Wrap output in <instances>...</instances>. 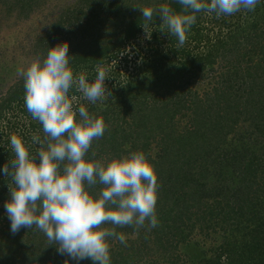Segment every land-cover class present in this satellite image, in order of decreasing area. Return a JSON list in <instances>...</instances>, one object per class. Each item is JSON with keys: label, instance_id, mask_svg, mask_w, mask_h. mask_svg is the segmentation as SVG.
Wrapping results in <instances>:
<instances>
[{"label": "trees", "instance_id": "1", "mask_svg": "<svg viewBox=\"0 0 264 264\" xmlns=\"http://www.w3.org/2000/svg\"><path fill=\"white\" fill-rule=\"evenodd\" d=\"M36 1L10 0L6 7L29 10ZM145 1L81 0L36 41L45 55L67 43L74 76L107 69L105 101L90 103L75 88L68 94L74 109L85 106L106 126L87 155L142 151L157 175L158 226L117 228L126 243L109 240L111 264H264V0L230 16L196 13L178 49L177 38L159 30V14L145 48L135 41L145 32L137 8ZM161 1L182 10L178 0ZM107 16L109 36L100 32ZM121 70L132 80L126 89ZM23 85L19 76L0 94V264H94L59 254L35 228L10 230L4 205L11 178L2 171L12 158L10 137L22 138L30 154L39 147L32 136L44 138ZM219 230L222 240L206 244Z\"/></svg>", "mask_w": 264, "mask_h": 264}, {"label": "clouds", "instance_id": "2", "mask_svg": "<svg viewBox=\"0 0 264 264\" xmlns=\"http://www.w3.org/2000/svg\"><path fill=\"white\" fill-rule=\"evenodd\" d=\"M178 3L182 6L179 12L168 4L155 9L137 7L147 38L151 37L149 24L154 14L162 17L159 30L177 38L178 49L196 23V13L230 16L241 10L254 11L259 0ZM69 57L68 44H58L49 48L43 60H33L19 72L24 80L26 109L42 125L44 138L32 136V143L39 147L30 154L24 140L11 135L12 158L2 169L4 176L11 178L10 199L4 207L13 234L21 228H35L44 234L48 245L57 246L61 255L75 261L91 259L94 264H111L109 240L126 243L117 228L132 226L139 230L146 222L149 230L158 226L157 175L142 151L104 159L95 158V152L87 155L93 141L103 137L106 126L85 106L74 109L68 94L75 88L95 104L105 98L108 77L100 66L91 83L83 73L74 76Z\"/></svg>", "mask_w": 264, "mask_h": 264}, {"label": "rangeland", "instance_id": "3", "mask_svg": "<svg viewBox=\"0 0 264 264\" xmlns=\"http://www.w3.org/2000/svg\"><path fill=\"white\" fill-rule=\"evenodd\" d=\"M10 0H0V94H2L7 86L14 82L21 76L19 74L21 69L26 67L33 60H43L46 55L36 50V41L43 36L52 24L56 23L61 17L65 7L76 6L82 3L81 0H37L31 5V9L20 8L7 10L6 5ZM156 3L160 5L161 0H148L143 3L141 7H151ZM107 20L103 18L101 24V34L112 35V28L109 27L113 20L111 16H107ZM139 45L145 48L146 33L142 34ZM103 67V66H102ZM107 71V69L103 68ZM131 68H128L130 71ZM127 71H120V80L122 85L127 87V83L131 82V78L127 75ZM96 77H91L88 81L91 83ZM105 98L98 100L95 104L105 101L108 98L109 88L105 86ZM115 125H110V128ZM151 141L155 139L151 138ZM153 151V150H152ZM135 232H133L134 235ZM136 234V233H135ZM224 232L218 231L210 239H206V244L216 243L222 240ZM203 243V242H202Z\"/></svg>", "mask_w": 264, "mask_h": 264}]
</instances>
